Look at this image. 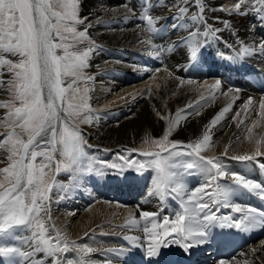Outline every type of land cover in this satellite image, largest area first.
I'll return each mask as SVG.
<instances>
[{"label": "snow or ice", "instance_id": "obj_1", "mask_svg": "<svg viewBox=\"0 0 264 264\" xmlns=\"http://www.w3.org/2000/svg\"><path fill=\"white\" fill-rule=\"evenodd\" d=\"M157 6L158 0L157 3L141 0L137 16L143 22L141 32L147 34L141 42L150 47V55L171 53L177 46L170 44L164 47L153 42L155 37L167 30L157 27L162 19L152 14ZM81 7L82 0H0V91L8 94V99L0 101V109L6 110L5 115L0 117V128L6 132V135L0 133L3 137L0 139V153L6 154L0 158V164L7 163L0 168V264H97L90 256L97 251L96 247L71 239L67 232L52 223L53 189L67 191L99 182L126 180L128 178L124 173L128 170L143 174L145 169H153L155 175L148 195L157 196L163 203L174 194L173 198L180 201L181 211L175 214L170 227L169 218L164 217L162 224L153 220L151 228H143L149 240L145 251L146 264H162L161 249L172 244L188 253L194 247L209 243L212 227L217 223L220 227L244 232L264 228V210L234 202L237 189L264 201V185L230 171L215 155H203L212 145L211 129L231 111L230 106L224 107L211 120L201 138L183 146L186 151H177L179 142L170 139L180 121L185 119L182 115L185 110H180L171 119L157 113L160 119L167 121V130L161 138L149 136L143 139L142 143L148 147L139 150L138 154L148 158L144 162L129 159L136 149L126 150L128 154L119 157L123 163L89 157L85 150L87 140L79 125H91L94 110L90 104V89L87 86L81 89L80 84L88 85L94 79L86 70L90 67L93 53L99 49L89 35V29L95 25L105 26V22L97 16L94 25L87 16L81 17ZM121 7L125 21L137 15L130 4L125 3ZM169 7L177 10L171 18L172 30L188 31L189 22L193 26V30L188 31L181 41L187 51L189 68L186 70L203 71V50L210 40L218 38L220 31L230 29V23L222 21L224 29L207 25L203 0H174ZM221 10L229 15H252L256 22L249 26L250 32L257 27L264 29V0H235L231 8ZM196 25H204V30ZM237 45L238 49L236 45L226 44L236 49V59L264 55V36L259 40L253 38L251 44L238 39ZM180 83L198 82L181 79ZM219 89L220 80L208 86L210 94ZM231 91L233 89H229ZM201 99H204L203 95ZM251 104L249 99L241 111L233 115L232 120L237 127L245 124L246 110ZM259 107V114L264 118V100ZM252 127L247 128L246 139L254 144V150L231 159L256 161L264 156L261 151L264 136L254 139ZM229 147H225L224 156L228 155ZM182 156L191 159L181 161L178 158ZM107 169L114 171L110 173ZM189 170H197L206 178V183L191 194H188L184 183V176ZM62 172L68 174L67 184L56 179ZM221 178H229L230 182L220 183ZM209 188L211 191H207ZM244 191L239 194H244ZM213 205L230 208L232 213L240 215L238 218L217 216L212 211ZM158 214L140 213L145 220ZM137 224L138 221L130 216L125 226ZM17 229H24L29 234L17 237ZM124 239L131 247H142L138 237L124 236ZM7 240L18 243L9 244L5 242ZM130 250L108 249L118 256ZM69 252L75 255L69 257ZM108 264L112 262L109 260ZM219 264L225 262L221 260Z\"/></svg>", "mask_w": 264, "mask_h": 264}, {"label": "bare ground", "instance_id": "obj_2", "mask_svg": "<svg viewBox=\"0 0 264 264\" xmlns=\"http://www.w3.org/2000/svg\"><path fill=\"white\" fill-rule=\"evenodd\" d=\"M83 1L85 16H88L94 25L97 16L105 22V26L95 25L89 30L99 44V49L93 53L90 63L91 76L94 79L89 82V88L93 101L98 102L102 111L97 123L95 122L85 130L88 142L97 146L96 151L98 152L95 153L94 158L105 159L118 151L121 146H134L137 139L160 135L167 128V121L160 119L157 113L171 119L178 111L185 110L182 112L185 119L180 121L171 138L180 145L192 143L202 137L206 126L224 107L230 106L231 111L226 113L225 118L211 129L212 145L203 155H215L230 171L238 174L245 173V176L251 179L258 178L253 161L242 162L231 159L232 156L250 154L254 150V144L246 139L248 127L255 124V127H252L254 139L264 136V118H261L259 114V105L264 100V96L252 97L257 94L264 95V57L263 55L252 56L254 59V62L250 64L252 67H240L237 65L238 59L235 58L236 49L239 47L235 37H239L246 44H251L253 38L259 40L261 36H264V29L259 27L254 32L249 31V26L256 22L254 17L252 15H229L221 10L231 8L235 0H209L208 7L212 10V14L217 15V19L214 24L210 25L206 17L207 25L224 29L221 22L228 21L231 28L220 31L217 39L210 40L203 50L204 69L194 72L186 70L189 68L187 51L186 47L181 45V41L188 35V31L193 30V26L189 22L188 31L171 29V18L177 10L174 7L165 6L169 0H158V6L152 10L153 15L162 17L158 22L159 25L164 28L166 25L169 26V30L162 31L156 39H153V42L164 47L170 44L177 46L171 53L164 52L159 55H150V47L137 42L147 36L141 32L143 22L137 19L141 5H136V3L138 4L141 0ZM170 1L171 4L174 3L173 0ZM125 2H130L129 4L137 14L127 21L123 18L124 9L121 7ZM153 2L157 3V0ZM104 8L112 9V11H104ZM196 27H199L201 31L204 30V25H196ZM247 33L250 36L248 41L244 40ZM226 44L236 45V49L229 48ZM125 51L129 53L126 52V54ZM216 51L221 57L220 65H216L210 59V53ZM233 71L234 75H232ZM145 76L150 77L146 82L135 83ZM207 77H211L209 80L212 81L203 80L204 86L200 89L198 83L183 85L180 83L181 79H192L199 82L200 79ZM216 80L224 83L229 81L233 88L221 83V89L210 94L208 86L213 85ZM156 85L160 87L157 88ZM189 85L191 86L188 87ZM241 85L247 87L252 85L253 89H248L245 93ZM229 89L233 91L229 92ZM4 95L5 93L0 91V101L4 99ZM202 95L204 99H201ZM249 99L252 100V104L246 110L245 124L237 127L232 117L237 111H241L242 106ZM189 104L192 105L191 108L188 107ZM196 112H199V115H196ZM2 113L3 109H0V117ZM229 145L228 155L224 156L225 147ZM261 151L264 152V148ZM2 155L3 153H0V158ZM262 157L264 156L258 157L257 161H261ZM138 159L144 162L145 157L138 154ZM178 159L187 161L191 158L182 156ZM107 171L111 173L114 170L107 169ZM154 175L153 169L143 171V174L128 170L124 173V176L128 178L126 180L99 182L79 189L70 188L67 191L54 188L51 203L52 223L67 232L71 239L79 243L87 242L96 247L97 251L91 253L90 256L97 264H108L109 260L112 264H124L128 260L130 262L135 259L139 264H146L145 251L149 240L143 228L145 226L151 228V222L154 219L155 222L162 224L164 217L169 218L171 225L175 214L181 211L180 201L178 198H173L174 194L167 197L163 203L157 196L148 195ZM260 178L263 179V176ZM56 179L60 183L67 184L68 174L62 172ZM219 182L229 183L230 181L229 178H221ZM258 182L264 185L263 181ZM184 183L188 194H191L196 188L206 183V178L197 170H189V173L184 176ZM239 193L234 197V202L264 210L262 203L254 204V201L259 199L257 196L251 195L248 198L245 192L242 195ZM204 199L207 200L208 197L205 196ZM89 208L90 210H87ZM141 209L147 212H151L152 209L154 213L159 214L153 217L154 219L145 220L140 215ZM161 211L163 215L160 214ZM212 211L220 217L231 215L238 218L240 215L222 206L213 205ZM130 216L137 217L138 224L126 227V221ZM26 232V230L19 229L16 235L22 237ZM86 232L87 236H85ZM124 236L138 237L142 247H131ZM224 237L228 238L226 235ZM220 238L221 229L217 223L212 227L209 243L189 250L190 254L193 250L194 261L202 259L203 261L198 262L201 264H219L221 260L225 264H264V228L248 232L239 231L237 236L239 242L227 251L224 247H213L217 244V240L219 243ZM120 248H131V250L126 251L123 256L108 251V249ZM175 248L184 252L178 245L172 244L161 250V259H166ZM200 249L206 253L203 255L199 252ZM67 255L71 257L75 254L69 252Z\"/></svg>", "mask_w": 264, "mask_h": 264}, {"label": "rangeland", "instance_id": "obj_3", "mask_svg": "<svg viewBox=\"0 0 264 264\" xmlns=\"http://www.w3.org/2000/svg\"><path fill=\"white\" fill-rule=\"evenodd\" d=\"M174 1V0H173ZM207 1V2H206ZM208 1L209 0H203V3L205 4V6H206V11L204 12V16H205V18L207 17V21H208V24H210V25H212V24H214V22L216 21V19H217V15L216 14H212V10L208 7ZM125 3H127V2H125ZM130 3V2H129ZM128 3V4H129ZM141 5V1L137 4L136 3V5ZM171 5H173V4H171V1L169 0L168 2H166V7H169V6H171ZM169 8H172V7H169ZM193 11H195V9H192ZM176 11V10H175ZM80 15H81V17H84L85 15H86V11H85V4H84V1L82 0V7H81V13H80ZM216 15V16H215ZM88 17V16H87ZM157 27L158 28H164V27H162L161 25H159V24H157ZM165 28H167V30H169V26H165ZM90 30V29H89ZM91 31H89V35L91 36V38L94 40V41H96V43L98 44V41L96 40V38L92 35V32L90 33ZM162 33V32H161ZM160 33V34H161ZM146 34V33H145ZM147 35V34H146ZM249 37L250 36H248V33L246 34V36L244 37V40H246V41H248V40H250L249 39ZM154 39H156V37L154 38ZM235 39L236 40H238L239 39V37H235ZM239 40H241V39H239ZM137 42H141V41H137ZM99 45V44H98ZM131 48H133L132 46H131ZM137 51H138V48H137ZM127 51H125V53H126ZM127 53H129V52H127ZM126 53V54H127ZM131 55H129V57H130ZM263 57H264V55H263ZM127 58V57H126ZM92 59V58H91ZM210 59H212L213 60V62L216 64V65H220L221 64V57H220V55H219V53H217V51L216 52H212V53H210ZM254 62V59L252 58V57H249V58H245V59H238V61H237V65H240V67H244V66H249V67H252L250 64L251 63H253ZM89 63H91V60H90V62ZM108 70H110V69H108ZM87 71V74L88 75H91V69H90V67L86 70ZM232 75H234V71H233V73H232ZM150 77L149 76H145L143 79H141V80H138V81H135V83H138V82H142V83H144V82H146L148 79H149ZM209 78H211V77H209ZM5 79H7V77H5ZM207 79V78H206ZM208 81V80H207ZM221 83L222 84H224V85H226V86H228V87H230V88H233V87H231V85H230V82L228 81V82H222L221 81ZM199 85L200 86H198V88L200 89V88H202V86H204V83H203V80H201V81H199ZM90 87V85L88 84V85H84L83 83L82 84H80V87H81V89H83L84 87ZM191 85H189L188 87H190ZM241 87L244 89V92L246 93V91L248 90V89H253V86L252 85H250V86H246V85H241ZM90 89V88H89ZM117 90V89H116ZM2 92H4L5 93V97H4V99L3 100H6V99H8V94L5 92V91H2ZM89 95H90V97H91V99H90V104H91V106H92V109L94 110L91 114L93 115V117H94V120H93V123L91 124V125H89V124H83V123H81L80 125H79V127H80V130L82 131V133L84 134V132H85V130L87 129V128H90L95 122L97 123V119H95V117H98L100 114H101V107L98 105V102H95V101H93V97H92V94L89 92ZM252 96V95H251ZM255 96H264V95H259V94H257V95H253L252 97H255ZM3 100H1V101H3ZM100 102V101H99ZM111 107V106H110ZM119 109V108H118ZM121 109H124V108H121ZM128 110V109H127ZM5 112H6V110H4L3 109V113H2V116H4L5 115ZM1 116V117H2ZM167 130V128L166 129H164V132ZM0 132H2V133H4L5 135H6V132H5V129H3V128H0ZM164 132H162L160 135H158V136H150L151 138H161L162 136H163V134H164ZM84 137H85V139H86V135L84 134ZM146 137H149V136H146ZM146 137H144V138H146ZM3 137L2 136H0V139H2ZM144 138H140V139H137V142L135 143V145L134 146H132V147H123V146H121L119 149H118V151H116V152H114V153H112V154H110L109 156L110 157H107V158H105V159H103L102 161H106V162H109V163H112V162H115V163H123V161H121V160H119V157L120 156H122V155H127L128 153H127V151L126 150H130V149H136L137 151H133L132 153H131V156H129V159H132V160H137V161H140V162H143V160H139L138 159V153H139V150H141L142 148H146V147H148V145H144L143 143H142V141H143V139ZM170 139L172 140V138H171V136H170ZM87 140V145L85 146V150H86V152L88 153V155H89V157H95V153L96 152H98V151H96V148H97V146H93V147H95V148H93V150H91V148H87L90 144L88 143V139H86ZM184 145H180V144H178V148H177V151H186V149L183 147ZM4 155H6L5 153H3V155H2V157L4 156ZM164 155H167L166 153L164 154ZM1 157V158H2ZM95 159V158H94ZM146 159H148V158H146L145 157V160ZM100 160V159H99ZM144 160V161H145ZM5 166H7V163L5 162V163H2V164H0V168H2V167H5ZM145 170H151V168H147V169H145ZM142 211H145L144 209H142ZM154 210H152L151 209V212L152 213H154L153 212ZM161 215H163V213H162V211H161V213H160ZM137 221H139V219L136 217L135 218ZM151 219H154V218H151ZM155 220V219H154ZM152 223V222H151ZM169 226H170V224H169ZM20 230H22V229H20ZM24 230V229H23ZM27 233V232H26ZM25 233V235H27ZM24 235V236H25ZM8 242H9V244H11V243H18L17 241H13L12 242V240H7ZM11 242V243H10ZM42 255V254H41Z\"/></svg>", "mask_w": 264, "mask_h": 264}]
</instances>
